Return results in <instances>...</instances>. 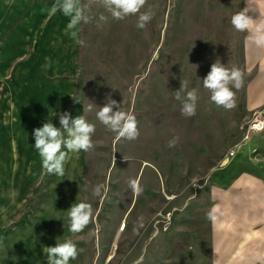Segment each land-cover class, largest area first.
<instances>
[{"label": "rangeland", "instance_id": "374dc122", "mask_svg": "<svg viewBox=\"0 0 264 264\" xmlns=\"http://www.w3.org/2000/svg\"><path fill=\"white\" fill-rule=\"evenodd\" d=\"M53 3L0 0V264H47L43 248L58 237L81 250L70 264H242L213 260L209 213L210 189L230 163L264 172L242 163L261 150L246 148L260 132L242 142L241 127L264 118V50L231 25L247 0H147L142 11L155 15L143 29L136 16L97 27L109 14L100 0H81L93 17L80 26L84 46L66 34L68 17L50 14ZM249 6L264 19V0ZM217 60L243 73L230 111L203 87ZM182 80L198 90L190 118L174 98ZM108 95L136 117L137 139L117 141L96 118ZM63 112L96 131L94 148L70 154L60 177L43 170L33 130L62 127ZM81 201L93 217L73 234L66 211ZM253 264H264V251Z\"/></svg>", "mask_w": 264, "mask_h": 264}, {"label": "clouds", "instance_id": "9594fccd", "mask_svg": "<svg viewBox=\"0 0 264 264\" xmlns=\"http://www.w3.org/2000/svg\"><path fill=\"white\" fill-rule=\"evenodd\" d=\"M100 3L109 15L101 14L97 20V27L108 23L109 16L116 21L136 16V27L143 29L155 15L151 7L142 11L145 9L147 0H100ZM247 3L248 7L232 15L231 25L238 32H247L249 42L255 48L264 50V19H253L249 16L250 0H247ZM89 10L82 5L81 0H54L49 12L50 14L61 12L68 17L66 34L76 44L84 46L85 42L80 38L82 30L80 26L92 22L93 17L88 15ZM202 83L210 93V101L217 107L230 111L236 107V93L233 89L241 88L243 73L238 67L228 68L217 60L211 65L210 71L202 79ZM174 98L180 102V111L183 116L190 118L196 115L199 99L196 88L188 90L187 83L182 80L181 88L174 93ZM84 110L91 111L92 105ZM55 115L59 116L62 127H56L51 121H48L42 127L35 128L33 130L34 147L41 158L43 170L47 174L62 177L65 175L64 165L71 159L70 154H78L81 151L88 152L94 148L92 137L95 134L96 126L90 123L84 115H78L75 118H72L68 112L55 113ZM96 118L108 130L116 134L117 141L121 139L135 140L140 135L136 117L126 112L122 108V104L112 99L111 95H108L105 104L99 107ZM178 141V136L173 137L168 141L167 146L174 147ZM129 186L134 193L138 194L141 191L139 183L135 179L129 181ZM93 194L99 196L100 189H95ZM66 212L68 229L73 234L82 232L93 217L92 205L83 201L72 204ZM209 218L215 220L216 217L209 213ZM80 251L72 239L60 242L59 237L55 246L43 248L47 264H70V261L77 259Z\"/></svg>", "mask_w": 264, "mask_h": 264}, {"label": "crops", "instance_id": "0c3cea01", "mask_svg": "<svg viewBox=\"0 0 264 264\" xmlns=\"http://www.w3.org/2000/svg\"><path fill=\"white\" fill-rule=\"evenodd\" d=\"M262 132L250 138L246 146L260 149L259 156L248 153V159L242 162L258 171L262 169L258 168L261 163L264 165ZM244 155L238 157L244 158ZM238 164L230 163L219 174V183L210 189V213L216 217L210 219L211 254L214 261L253 264L264 251V172H251Z\"/></svg>", "mask_w": 264, "mask_h": 264}, {"label": "built area", "instance_id": "2783aa9c", "mask_svg": "<svg viewBox=\"0 0 264 264\" xmlns=\"http://www.w3.org/2000/svg\"><path fill=\"white\" fill-rule=\"evenodd\" d=\"M244 129L242 132L241 140H246L250 135L261 132L264 130V118H260L258 115L255 116L246 126L241 127ZM233 154V149L229 152Z\"/></svg>", "mask_w": 264, "mask_h": 264}]
</instances>
